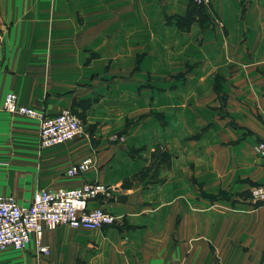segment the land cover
I'll list each match as a JSON object with an SVG mask.
<instances>
[{"label": "crops", "instance_id": "1", "mask_svg": "<svg viewBox=\"0 0 264 264\" xmlns=\"http://www.w3.org/2000/svg\"><path fill=\"white\" fill-rule=\"evenodd\" d=\"M207 8L225 28L226 41L242 38L247 44V75L254 76L228 86L249 90L250 112L241 127L224 129V144L217 146L209 164V183L233 194L209 203L198 193H171L170 183L181 181L175 178L178 173L169 175L163 192L151 197L142 185H123L144 162L127 156L125 142H111L102 130L40 147L37 119L2 110L5 93L46 114L63 108L80 111L83 99L91 101L101 91L99 86H82L80 75L98 70L105 54L97 51L85 62L89 52L75 48L74 0H0V194L27 205L36 189L96 181L112 186L116 198L92 200L87 207H101L115 216L119 212L118 223L133 225L114 251L100 243L96 253L80 251L59 230H44L46 254L36 256L29 242L22 250H0V264H264V206L250 205L239 194L251 183L264 184V164L253 152L255 141L264 135V0H209ZM58 10L66 12L65 20H59ZM96 112L87 108V120H98ZM85 156L92 158V166L66 176V168ZM147 200L149 206L137 203Z\"/></svg>", "mask_w": 264, "mask_h": 264}, {"label": "rangeland", "instance_id": "2", "mask_svg": "<svg viewBox=\"0 0 264 264\" xmlns=\"http://www.w3.org/2000/svg\"><path fill=\"white\" fill-rule=\"evenodd\" d=\"M86 2L88 7L74 0L75 48L89 52L85 62L97 51L105 58L98 70L80 75L82 86L101 88L91 101L83 99L80 111L70 109L82 133L102 130L111 142H125L127 156L144 164L122 183L142 185L149 197L163 192V182L178 173L181 181L170 183L171 193H198L207 203L228 199L233 192L209 183V164L224 144V129L241 127L250 112L249 90L228 87L254 77L247 75V44L240 36L226 41L225 28L207 6L191 0ZM58 14L65 20V11ZM48 76L54 80L42 75ZM89 107L97 110L98 120H87ZM253 185L239 192L250 205ZM131 228L122 220L100 230L57 226L48 232L59 230L80 251L96 253L100 243L114 251Z\"/></svg>", "mask_w": 264, "mask_h": 264}, {"label": "built area", "instance_id": "3", "mask_svg": "<svg viewBox=\"0 0 264 264\" xmlns=\"http://www.w3.org/2000/svg\"><path fill=\"white\" fill-rule=\"evenodd\" d=\"M207 6L209 0H191ZM2 110L35 118L38 121L37 142L40 147L60 144L82 133L81 123L68 108L52 114L43 113L17 102L12 92L1 101ZM253 152L264 164V135L253 145ZM92 166V158L85 156L65 170V175H80ZM116 198L115 189L100 182H83L70 188H39L32 193L27 205H19L10 194H0V250L7 247L22 250L32 242L36 256L47 253L41 242L44 230L57 226L73 229L99 230L118 223V218L101 207L88 208L89 201H108ZM248 198L253 205L264 206V184L249 188Z\"/></svg>", "mask_w": 264, "mask_h": 264}]
</instances>
